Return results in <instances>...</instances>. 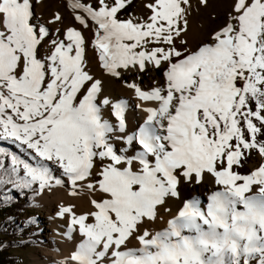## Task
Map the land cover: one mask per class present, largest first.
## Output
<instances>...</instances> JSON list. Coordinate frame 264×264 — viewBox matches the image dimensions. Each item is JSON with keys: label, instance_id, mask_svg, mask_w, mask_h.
Masks as SVG:
<instances>
[{"label": "snow or ice", "instance_id": "snow-or-ice-1", "mask_svg": "<svg viewBox=\"0 0 264 264\" xmlns=\"http://www.w3.org/2000/svg\"><path fill=\"white\" fill-rule=\"evenodd\" d=\"M40 2L0 0V141L19 153L0 147V184L33 199L65 186L91 194L82 211L57 205L61 235L80 237L57 264H264V0H230L191 44V0H146L126 18L132 0H66L71 22L59 9L35 17ZM89 46L144 102L134 131L127 101L88 68ZM161 70L162 82L139 83ZM206 176V204L183 197ZM169 201L175 215L151 228Z\"/></svg>", "mask_w": 264, "mask_h": 264}, {"label": "bare ground", "instance_id": "bare-ground-1", "mask_svg": "<svg viewBox=\"0 0 264 264\" xmlns=\"http://www.w3.org/2000/svg\"><path fill=\"white\" fill-rule=\"evenodd\" d=\"M59 9L66 22H71L69 15L70 9L66 7V0H41L39 4L33 3L32 10L35 17L48 18L49 13L52 10ZM35 22V20L33 21ZM222 20H218L216 23H220ZM85 36H90L88 32L84 33ZM190 29L188 31L189 41H192ZM43 50V46L41 48ZM86 62L91 73L97 78H102L105 84V91L110 94V97L115 100L124 99L127 101L128 107L126 109L127 128L129 132L134 131L138 127L139 123L143 121L144 113L135 107L136 104L144 102L138 101L134 93L125 88L122 82L114 81L107 77L99 68L96 62V54L92 50L91 46L86 51ZM129 80L132 79L131 75L128 76ZM163 81L162 70L161 71H149L139 75V83L145 89L152 85V81ZM106 111V118L108 116ZM114 123V118H110ZM120 147L119 144L116 145ZM101 167L99 160L96 161V165L93 169V177L95 178L96 171ZM216 186L210 182L209 177H205L204 182L201 185H182L181 192L184 198H191L192 196H198L202 204H206L207 195L210 191L215 190ZM90 193L87 190L80 192L77 196L68 195V188L56 187L51 193L45 192L42 196L34 198L33 207L40 210L42 223L44 224V234L47 242L50 244L49 247L38 248L33 254H31V263L29 264H57L59 260L69 255L73 250L76 242L79 241L80 237L78 233H74L71 240L64 238L61 233L64 231V221L56 217L57 205L60 203L74 204L77 211H82L88 207V200ZM178 201H169L166 207H171L172 211L164 212L160 210L154 224H151V228L161 229L166 226V221L175 215L179 206ZM136 242L131 241L129 246H135Z\"/></svg>", "mask_w": 264, "mask_h": 264}, {"label": "trees", "instance_id": "trees-1", "mask_svg": "<svg viewBox=\"0 0 264 264\" xmlns=\"http://www.w3.org/2000/svg\"><path fill=\"white\" fill-rule=\"evenodd\" d=\"M0 147L18 153L15 145L2 142ZM19 154V153H18ZM8 166V159L0 157ZM3 169H0L2 172ZM10 199L5 200V197ZM33 198L28 190L14 189L10 184H0V264H19V258L12 253L13 249L22 250L28 245L36 244L38 229L33 215L28 214L21 224L18 219L28 212Z\"/></svg>", "mask_w": 264, "mask_h": 264}, {"label": "rangeland", "instance_id": "rangeland-1", "mask_svg": "<svg viewBox=\"0 0 264 264\" xmlns=\"http://www.w3.org/2000/svg\"><path fill=\"white\" fill-rule=\"evenodd\" d=\"M84 2H89V0H84ZM144 3H146V0H132L131 5L127 7L126 11H122L120 13V16L122 18H126L128 13H132L136 16L143 14L146 11L143 7ZM229 3L230 0H208V6L203 7L199 4V0H191L192 9L188 20L190 34L193 38L191 37L192 41H190V44L203 38L208 33V31L217 24L216 22L218 20L221 19L223 21L226 13L229 10ZM2 142L3 141H0V144H2ZM255 159L256 157L255 155H253L252 159L248 160L242 168L238 169V171L241 174H246L249 166L255 163ZM33 201L28 206V212L23 213L18 221L23 224V219L25 216H27L28 214L33 215L36 228L38 229V238L36 240L37 243L28 245L22 250H12V253L18 256L19 264L31 263V254H33L38 248L49 247L50 245L45 238L44 224L42 223L41 212L40 210L32 206ZM251 264H256V259H253L251 261Z\"/></svg>", "mask_w": 264, "mask_h": 264}]
</instances>
